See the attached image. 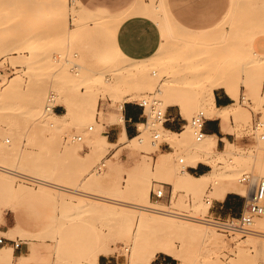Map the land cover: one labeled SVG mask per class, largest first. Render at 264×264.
Here are the masks:
<instances>
[{"label": "rangeland", "instance_id": "rangeland-1", "mask_svg": "<svg viewBox=\"0 0 264 264\" xmlns=\"http://www.w3.org/2000/svg\"><path fill=\"white\" fill-rule=\"evenodd\" d=\"M23 1L26 6L18 8L0 0V79L5 80L0 85V220L10 210L15 223L0 235L40 243L46 256L66 264H96L95 253L105 248L113 250L103 254L106 264H139L142 259L133 242L137 232L147 241L173 234L165 225L138 226L142 210L133 202L145 200L148 192L149 204L171 206L177 219H197L191 222L200 231H174L178 235L173 239L185 245V262L158 253L161 257H171L174 264H264V232L254 230H264V218H256L249 230L234 232L214 222L235 215L222 206L223 191L242 197V207L235 211L242 212L260 178L254 176L255 165L264 163V51L251 49L252 40L264 35V0H236L230 19L226 17L231 10L205 32L177 24L165 0H140L160 5L156 9L164 17L160 27L167 23L171 36L163 55L140 62L147 68L139 77L113 70L127 59L114 53L109 29L138 0L116 15L87 10L79 0ZM189 33L200 38L186 37ZM100 53L103 60L96 58ZM250 58H255L252 64ZM210 68L211 78L217 72L225 75L230 91L238 92L233 104L241 113L229 126L233 133L229 140L241 156L235 157L236 162L221 159L224 139L218 140L215 153L201 152V138L191 125L200 111L208 118L205 90ZM128 92H136L131 101H148L149 121L138 132L143 140L121 146L106 143L101 135L104 126L114 122L113 113L121 102L130 101ZM177 100L185 103L189 119L180 131L186 127L191 135L171 137L172 143L166 139L164 119L154 117L156 110L165 112ZM57 103L67 106L66 116H56L47 108ZM164 142L173 149L171 158L164 167L153 168L158 155L167 152L160 147ZM144 158L152 164H146L149 169ZM198 160L215 161L218 168L213 173L210 166L211 174L189 187L182 171ZM158 189L164 192L161 198L152 196ZM204 226L214 228L217 238L207 240L200 230ZM8 245L12 248L0 264H14V245Z\"/></svg>", "mask_w": 264, "mask_h": 264}, {"label": "crops", "instance_id": "crops-1", "mask_svg": "<svg viewBox=\"0 0 264 264\" xmlns=\"http://www.w3.org/2000/svg\"><path fill=\"white\" fill-rule=\"evenodd\" d=\"M135 1L79 0L80 4L87 10L108 15L122 13L131 7ZM165 3V7L173 20L181 27L191 31H206L216 27L233 6V0H165ZM114 41L127 56L134 59H141L155 53L162 41V30L159 23L151 17L143 14H135L120 24ZM251 49L255 52L264 51V35H257L252 40ZM236 93L238 96L237 91ZM236 98L226 88L214 89L213 100L219 107L233 104ZM184 105L185 103L180 100L173 101L167 105L163 123L166 129L180 131L188 123L189 119L184 110ZM53 111L59 115L64 114L67 111V106L64 103H57L53 106ZM122 113L123 122L107 123L101 133L105 141L117 146H121L128 139L137 136L140 124H145L148 120L146 108L140 106L136 100L125 101L123 103ZM204 132L205 134L216 135L217 144L219 139L229 140L230 136L233 135L231 131L224 132L222 130V123L219 118H206ZM160 147L167 152H161L159 155L173 152L168 142H164ZM157 154L156 150L153 151V155L157 156ZM188 165L186 170L193 175H201L210 171V165L203 160H198L196 163H190ZM235 200L239 202V206L236 205ZM243 201L242 197L237 193L229 192L222 199L221 203L227 210L237 215L239 212L235 211L240 208ZM14 227L15 223L11 211L6 210L5 214L1 216L0 232L5 234ZM2 236L6 238V242L0 245V250L4 248L7 252L9 248H12L8 244L13 245V240L20 241L19 239H13L5 235ZM20 242L19 248L13 247V255L15 256L14 264H18L19 260H21L22 264H66L46 256L45 249L41 247L42 244L40 243L29 240ZM107 262L108 259L105 255H99L97 264H106ZM150 264H174V261L171 257H161V254H157Z\"/></svg>", "mask_w": 264, "mask_h": 264}, {"label": "bare ground", "instance_id": "bare-ground-1", "mask_svg": "<svg viewBox=\"0 0 264 264\" xmlns=\"http://www.w3.org/2000/svg\"><path fill=\"white\" fill-rule=\"evenodd\" d=\"M164 1V0H163ZM235 1V2H234ZM162 2V0H161ZM238 2V1H237ZM163 3V2H162ZM234 3H236V0H233V6L235 5ZM6 4L8 6H14V7H18V8H24L26 6V2L23 1V0H7ZM166 4V3H165ZM164 4V5H165ZM242 4V3H241ZM166 6V5H165ZM232 6V8H233ZM239 6V5H238ZM260 6V5H259ZM232 8L230 9L231 11L229 12V14H227V17H226V20L230 19L231 17V13H232ZM256 8V7H255ZM260 8V7H258ZM160 9V5L158 4H149L147 1L146 2H143V1H140L138 0L137 3L135 4V6H133L132 8H130L128 11H126V13L124 15H121V17H116L115 20H113L110 25H109V29H110V32H111V36H112V44H113V51L114 53L118 56H121L123 58H126L127 61H122V62H118L116 64V67L115 69H113L115 71V73L119 74V73H122V75H130V76H135V77H139L141 76L143 73H144V70L147 68V64L144 65L142 63H140L141 61H145L147 59H151L157 55H163V53L165 52V43H167L168 39L170 38L171 34L169 33L170 31V28L167 27V23H163V26H162V41L159 45V47L157 48V50L155 51L154 54L148 56V57H145V58H141V59H134V58H131L129 56H127L120 48L118 45L115 44V41H114V37H115V34L117 32V29L119 28L120 24L125 20L127 19L128 17L130 16H133L135 14H143V15H147L149 17H151L152 19H154L157 23L162 24L161 23V19L164 18H160V14L156 11ZM239 9V8H238ZM237 10V9H236ZM240 10V9H239ZM263 11V10H262ZM162 12V11H161ZM168 12V11H167ZM235 12V11H234ZM256 12V10H255ZM237 13V12H236ZM253 13V12H252ZM164 14V13H163ZM255 14V13H254ZM236 15V14H235ZM256 15V14H255ZM162 16V15H161ZM228 16H230L228 18ZM77 17V16H76ZM105 18V17H104ZM255 18V17H254ZM257 18V17H256ZM253 19V21L255 22V20L257 19ZM111 19V18H110ZM114 19V18H113ZM108 21L110 22V20L108 19ZM232 21V20H231ZM230 21V22H231ZM258 21V20H257ZM224 22H225V19H224ZM253 22V24H255ZM259 24L260 21H258ZM256 22V23H258ZM258 25V24H257ZM205 32V31H204ZM211 32V31H210ZM250 32V31H249ZM215 33V32H214ZM200 34V33H199ZM207 34V33H206ZM213 34V32H212ZM197 34H193V33H189L186 35V37L188 38H200V37H197L196 36ZM201 36V35H200ZM205 36V35H204ZM208 36V35H207ZM203 38V36H201ZM213 38V37H212ZM246 38V37H245ZM182 39V38H181ZM193 40V39H192ZM197 40V39H196ZM48 43V42H47ZM199 45V44H198ZM106 46V45H105ZM108 48V47H107ZM109 52V51H108ZM101 55L99 54H95L96 55V58L97 59H102V53H100ZM107 54V53H106ZM111 54V53H110ZM257 55L259 56L260 54L257 53ZM193 56V55H192ZM103 57H104V54H103ZM120 57V58H121ZM254 57V56H253ZM264 57V56H263ZM95 58V56H94ZM256 58V57H255ZM254 58V60H255ZM259 58V57H257ZM262 59V57H260ZM103 60V59H102ZM106 60V59H105ZM123 60V59H122ZM251 60V58L249 59V61ZM252 60V61H254ZM99 61V60H97ZM252 61L251 64H252ZM257 62H260L257 61ZM255 63V62H253ZM262 63V62H261ZM247 64V63H246ZM249 64V63H248ZM256 64V63H255ZM224 64H222L223 66ZM245 65V64H243ZM247 66V65H246ZM260 66V65H259ZM246 68V67H245ZM247 69V68H246ZM249 69V68H248ZM252 69V68H251ZM209 70V74L210 76H208V71H206V75L208 77V79L210 78V82H207V85H206V90H205V99L207 100V102L209 103V107H206V116L208 118H219L221 120V123H222V130L224 132H229L230 131V122L231 120L233 119H236L238 118V114L241 113L240 109L239 111L240 112H237L238 108L236 109L235 105L234 104H230V105H227V106H223V107H219L217 106L215 103H214V100H213V92H214V89L215 88H226L230 91L229 89V85H230V80L228 77H226L225 75H220L219 72H217L218 74L215 75V77H212L211 78V71L212 69H208ZM218 71V70H217ZM114 73V72H113ZM117 75L114 74V77H116ZM121 76V75H120ZM217 76V77H216ZM215 78V79H214ZM120 79V77H119ZM124 79V78H123ZM122 79V80H123ZM113 80H115L113 78ZM206 80V79H205ZM209 81V80H207ZM115 82V81H114ZM116 82H118L116 80ZM115 82V83H116ZM5 83V80L4 79H0V85L1 84H4ZM7 84V83H6ZM231 92V91H230ZM136 93V92H135ZM135 93L134 92H128L126 93V98H128L129 100L131 98H133L135 96ZM232 95L234 97H237V93L236 91L234 92H231ZM125 96V94H124ZM125 98V97H123ZM125 98V99H126ZM124 100V99H123ZM127 100V99H126ZM68 104V103H67ZM95 106H97V103H95ZM94 106V107H95ZM122 107H123V104L121 102V104L116 108L115 112L113 113V119L112 121L116 122V123H121L124 121L123 119V113H122ZM68 110V109H67ZM71 109H69L70 111ZM92 110V109H91ZM237 110V111H236ZM68 111H66L67 113ZM93 112V111H92ZM64 113V114H56V116H59V117H63L64 115L66 116L67 114ZM238 113V114H237ZM244 114V113H243ZM237 116L236 118H234L233 116ZM72 117V116H71ZM250 117V116H249ZM247 120V119H246ZM240 124V123H239ZM142 125V123L140 124ZM163 125V124H162ZM188 126V125H187ZM89 127H92L94 128V125H90ZM123 127V126H122ZM191 129V128H190ZM163 130L165 132V135L167 136V140L169 141H172V143H174V139L171 138V137H178V138H181V139H185L187 137H189L191 135V131L188 129V128H184L183 130L181 131H171L169 129H166L164 126H163ZM103 137V136H102ZM127 138V137H126ZM201 138V139H200ZM104 139V138H103ZM198 139H200V142H199V146L202 147L200 148V151L203 152V153H209V152H213L215 153L216 150H215V147L217 145V136L216 135H209V134H205L203 133V135L201 137H198ZM138 140L139 142H141L143 139H141L140 135H137L135 137H132L130 139H128L127 141H136ZM105 141V140H104ZM124 141V140H123ZM122 141V142H123ZM226 143L223 147V149L220 151L221 153V159L224 160L225 163H232L234 160H235V157L237 158L236 160L240 159L239 157L241 156H237V154H239V151H238V147H236V145L228 140V139H225ZM106 142V141H105ZM107 143V142H106ZM242 150V149H241ZM244 151V150H243ZM171 154L172 153H162L161 155H159V157L155 160L153 164V168H161V167H164L167 163H168V160L169 159V155H170V158H171ZM242 155V154H241ZM151 156V155H150ZM149 156V159L152 158ZM243 157V156H242ZM236 160L234 162H236ZM205 161V160H203ZM143 162V161H142ZM197 161H195L194 163H196ZM207 164H209L210 166L213 167V173H215V171L217 170L218 168V163L215 162V161H205ZM145 164V167H146V164L148 166H152L151 162L149 160H145L144 158V162ZM142 164V163H141ZM142 164V165H144ZM190 164V163H188ZM141 166V165H140ZM144 167V168H145ZM149 169V167H146ZM151 168V167H150ZM147 172H149L148 170H146ZM183 174H185L187 176L188 179L184 180L182 178V180L184 181V183L189 186V187H196L198 186L199 182H195L196 180H200V179H206L211 173L210 172H207V173H204V174H201V175H193L191 173H189L186 168H184V170L182 171ZM255 172L256 174L254 176L256 177H263L264 176V163H261V162H258L256 163L255 165ZM181 179V178H180ZM259 179V178H258ZM173 181V180H172ZM41 183L45 184L44 181H41ZM181 185V184H180ZM179 185V186H180ZM175 186V184H174ZM177 185V188L179 187ZM178 190V189H177ZM145 192V191H144ZM226 191H223L222 194L220 195L219 198L223 199L225 197V195L227 194ZM251 191H249L248 195H250ZM145 200H140L138 202H133V206L134 207H137L139 209L142 210L141 214L139 215L138 219H137V224L139 227H143V226H153L156 228L161 226V225H165L166 227H168L170 230V232H173V234H165V236H161V237H157V238H152L153 241H150V240H144L142 239L141 237V233L140 232H137L135 237H134V251H136V253L138 254V256H140V258L142 259L141 262L139 264H150V262L154 259V257L158 254V253H165V254H168L174 258H178V259H182L184 262L186 261V257H185V254H184V247L185 245H183V240H179V241H182L181 242V246H179L177 244V238L175 240V238L173 239V237L177 234L176 232L178 231H192L193 230L195 231V228L194 227V224L193 222L191 221H195L197 219H194V218H191V217H181L179 216L178 218L180 219H177L175 217H177L178 215H176V211L173 210L171 208V206H168V207H163V206H159V205H153V204H149L150 203V200H149V195H148V192L145 194ZM174 196V195H173ZM144 198V196H143ZM172 199V198H171ZM142 201V202H141ZM209 205V204H208ZM208 206H206L205 208V211H208ZM189 216H192V217H198L196 215H189ZM184 219V220H182ZM255 221V220H254ZM255 222H253L252 224H254ZM251 224V225H252ZM264 224V223H263ZM202 226V225H201ZM164 228V227H161V229ZM167 228V229H168ZM166 230V228H164ZM190 230V231H189ZM204 235V237L209 240V239H212V237H216L217 235L215 234V230L214 228L212 227H201L200 229ZM254 230L256 231H260V232H264V230H261V229H258V228H254ZM174 231H176L174 233ZM199 231V229L197 230V232ZM196 232V231H195ZM196 232V234H197ZM200 232V231H199ZM183 233V232H182ZM194 233V232H193ZM200 233V234H201ZM178 234H180L178 232ZM177 234V235H178ZM185 235V233H183ZM195 234V233H194ZM199 234V233H198ZM143 235V234H142ZM189 235V233H188ZM190 236V235H189ZM199 236V235H198ZM144 237H147V236H144ZM180 237H182V235H180ZM179 237V238H180ZM185 238V237H184ZM217 238V237H216ZM10 247V246H9ZM6 249H1L0 250V263L1 261L7 257V253L5 252ZM113 252V250H111L110 248H105L103 249L101 252H97L95 253L94 255V262L97 264V261H98V257L99 255L101 254H109Z\"/></svg>", "mask_w": 264, "mask_h": 264}, {"label": "built area", "instance_id": "built-area-1", "mask_svg": "<svg viewBox=\"0 0 264 264\" xmlns=\"http://www.w3.org/2000/svg\"><path fill=\"white\" fill-rule=\"evenodd\" d=\"M138 104L143 108L147 107L148 101L142 99L138 101ZM48 109H52L53 107ZM154 109V107H153ZM156 120L161 121L162 119L165 120V112L161 110H156L155 117ZM162 121V124L164 123ZM206 117L204 116L203 112L200 111L196 116L193 117L191 120V125L194 129L195 135L201 137L204 132V124H205ZM149 121V115L148 120ZM153 125V123H152ZM92 129V127H89ZM158 134H155L154 137H158ZM182 162L183 159H180ZM247 177H243V180H246ZM163 190H153L152 196L156 198H161L163 196ZM256 218H264V176L259 178L252 186L250 195H247L245 204L243 207L242 212L239 215H231L226 218L224 221L215 220L214 222L218 223V227L223 228L227 231L234 232V231H246L249 230L251 224L254 222ZM6 238L0 235V245L5 244ZM13 245L15 248H19L21 242L13 240Z\"/></svg>", "mask_w": 264, "mask_h": 264}]
</instances>
